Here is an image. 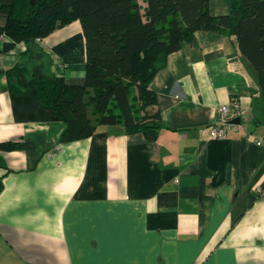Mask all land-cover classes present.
<instances>
[{"label":"crops","instance_id":"crops-1","mask_svg":"<svg viewBox=\"0 0 264 264\" xmlns=\"http://www.w3.org/2000/svg\"><path fill=\"white\" fill-rule=\"evenodd\" d=\"M210 10L228 13L227 0ZM86 60L79 20L0 52V143L25 142L0 149V264H264V106L234 39L197 31L168 56L150 84L154 141L103 124L62 142L63 121L16 119L9 68L83 83ZM234 100L247 118L211 137Z\"/></svg>","mask_w":264,"mask_h":264},{"label":"trees","instance_id":"trees-1","mask_svg":"<svg viewBox=\"0 0 264 264\" xmlns=\"http://www.w3.org/2000/svg\"><path fill=\"white\" fill-rule=\"evenodd\" d=\"M215 15L210 0H0L1 51L18 43L32 46L56 29L79 20L86 39L83 83L64 75H30L19 61L7 70L18 121H63L62 142L90 137L98 125H122L125 133L157 139L162 129L157 95L150 84L168 56L197 31L232 37L255 70L264 106V0H227ZM1 41V39H0ZM31 51V50H30ZM151 109V110H150ZM25 142L0 143L20 150Z\"/></svg>","mask_w":264,"mask_h":264},{"label":"built area","instance_id":"built-area-1","mask_svg":"<svg viewBox=\"0 0 264 264\" xmlns=\"http://www.w3.org/2000/svg\"><path fill=\"white\" fill-rule=\"evenodd\" d=\"M3 42L8 37L2 35L0 37ZM248 115V109L245 108L239 101L234 100L232 103L222 104L217 109V116L214 123L210 127L209 134L211 137L224 138L227 136L229 128L234 125L233 118L246 119ZM259 143V142H258Z\"/></svg>","mask_w":264,"mask_h":264},{"label":"water","instance_id":"water-1","mask_svg":"<svg viewBox=\"0 0 264 264\" xmlns=\"http://www.w3.org/2000/svg\"><path fill=\"white\" fill-rule=\"evenodd\" d=\"M234 121H235V122H239V121H240V119H239V118H236Z\"/></svg>","mask_w":264,"mask_h":264},{"label":"rangeland","instance_id":"rangeland-1","mask_svg":"<svg viewBox=\"0 0 264 264\" xmlns=\"http://www.w3.org/2000/svg\"><path fill=\"white\" fill-rule=\"evenodd\" d=\"M252 67V66H251ZM252 69H253V67H252ZM254 70V69H253ZM254 72H255V70H254ZM151 110V109H150Z\"/></svg>","mask_w":264,"mask_h":264}]
</instances>
